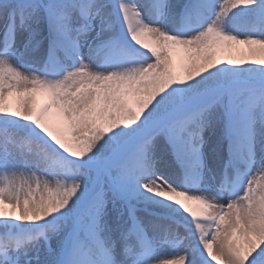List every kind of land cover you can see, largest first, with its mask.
<instances>
[{
    "label": "snow or ice",
    "instance_id": "obj_1",
    "mask_svg": "<svg viewBox=\"0 0 264 264\" xmlns=\"http://www.w3.org/2000/svg\"><path fill=\"white\" fill-rule=\"evenodd\" d=\"M0 264H264V0H0Z\"/></svg>",
    "mask_w": 264,
    "mask_h": 264
},
{
    "label": "bare ground",
    "instance_id": "obj_2",
    "mask_svg": "<svg viewBox=\"0 0 264 264\" xmlns=\"http://www.w3.org/2000/svg\"><path fill=\"white\" fill-rule=\"evenodd\" d=\"M233 55L234 56H237V55L240 56L241 55L243 58H247L243 51L238 52V53H233ZM17 101H18V98H12L8 101V103L10 104V106L13 103H16V104H14V106H11V107L15 108L17 106ZM35 103L39 107V106L43 105V99L39 98L38 101H35ZM161 171L170 175V176L172 175V170L163 163L161 164ZM148 207L151 208L152 210H155L159 215L166 216L170 220H174L177 224H181L179 221L182 219V217L178 213L175 212V210H174L175 206L174 205L169 206V207H163L160 204H150V205H148ZM8 210L11 211V209H8Z\"/></svg>",
    "mask_w": 264,
    "mask_h": 264
},
{
    "label": "rangeland",
    "instance_id": "obj_3",
    "mask_svg": "<svg viewBox=\"0 0 264 264\" xmlns=\"http://www.w3.org/2000/svg\"><path fill=\"white\" fill-rule=\"evenodd\" d=\"M25 54L27 55V58L25 57ZM221 58L224 59H243V57L240 55L234 56L233 54H221ZM23 59L28 62H32V57L30 53H24ZM185 59V54L179 50L174 51L172 53V61L173 64L179 69L180 64L184 61ZM43 93L42 92H37L35 94V101H38L39 98H42ZM13 103L11 106H14Z\"/></svg>",
    "mask_w": 264,
    "mask_h": 264
}]
</instances>
